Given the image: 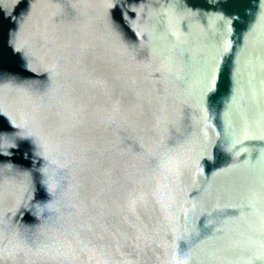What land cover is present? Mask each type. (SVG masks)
Listing matches in <instances>:
<instances>
[{"label": "water", "instance_id": "95a60500", "mask_svg": "<svg viewBox=\"0 0 264 264\" xmlns=\"http://www.w3.org/2000/svg\"><path fill=\"white\" fill-rule=\"evenodd\" d=\"M0 264H264V0H0Z\"/></svg>", "mask_w": 264, "mask_h": 264}]
</instances>
